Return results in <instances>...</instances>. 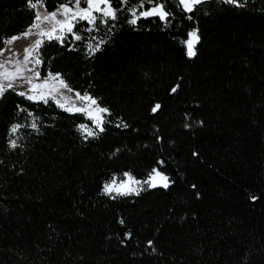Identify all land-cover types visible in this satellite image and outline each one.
Listing matches in <instances>:
<instances>
[{"label":"trees","instance_id":"obj_1","mask_svg":"<svg viewBox=\"0 0 264 264\" xmlns=\"http://www.w3.org/2000/svg\"><path fill=\"white\" fill-rule=\"evenodd\" d=\"M166 2L168 21L129 24L137 0L107 35L98 20L86 35L106 43L93 55L71 37L41 47V77L60 73L109 109L99 135L86 139L78 125L90 120L52 101L0 99V264H264V0H205L193 12ZM34 14L27 0H0V49ZM14 123L24 127L10 135ZM153 168L168 188L102 192L114 175Z\"/></svg>","mask_w":264,"mask_h":264},{"label":"snow or ice","instance_id":"obj_2","mask_svg":"<svg viewBox=\"0 0 264 264\" xmlns=\"http://www.w3.org/2000/svg\"><path fill=\"white\" fill-rule=\"evenodd\" d=\"M204 2L205 0H178V5L182 6V9L186 12H193L197 5ZM223 2L244 7L247 0H245V3H240V0H223ZM27 3L30 9H37L38 5L41 8L45 7L44 0H36L35 3L32 0H27ZM130 3L131 0H64L52 12H47L46 10L43 12L36 11L33 23L28 26L23 35H35L37 39L24 50L23 59H16L15 53H12L10 57L4 56L5 50L0 49V57H2L0 59V99L4 97L8 90L16 92L17 88H23V91H18L16 94L28 101L33 103L42 102L44 104L52 101L57 107L66 112L85 114L98 131H94L85 124L78 125L79 130L87 133L86 139L99 135L100 132L105 130L104 125L109 123L104 116V114L111 115L109 109L101 107L97 99L93 98L87 90L83 94L76 91L75 99L66 95V93H72L74 90L60 73L48 71L42 78L40 66L44 65L45 61L41 58L39 52L45 40H55L64 45L65 42L69 41V37H71V41H84L86 43L88 55L95 54L106 41L101 38L97 43L93 44L90 41L95 40L96 37H88L86 34L101 30L98 25L99 20V24L108 26V31L105 33L107 35L111 31L109 21L117 20L118 12L124 10L120 5L127 6ZM81 4L85 6L81 7ZM114 4L117 7H114ZM145 5L149 7L145 8ZM128 11L132 17L128 20V23L131 25H135L142 18L158 17L161 21H168L170 19V9L166 0H137L136 5L129 7ZM188 18L191 19V17ZM81 22H85L87 26L79 27ZM188 37L189 39L184 43L187 45V55L192 57L196 54L194 45L199 40V37L195 30L189 32ZM20 38L19 36H13L6 40L5 43L11 45L13 41ZM69 46L71 47L70 42ZM8 51H11V49H8ZM29 65L31 66L29 67ZM177 87H174L172 92H175ZM77 101L80 102L79 106H77ZM17 108L18 111L27 112L28 116L33 115L31 111L20 105ZM159 108L160 105L157 104L152 111L155 112ZM38 119L39 117H34L29 127L37 130L38 124L36 121ZM185 126L188 127V125ZM22 127H24L23 124L14 123L9 130L10 135H15ZM9 146L16 148L18 146L17 141L15 139L10 140ZM163 163L162 160L158 161L160 165H163ZM123 177L126 179L121 178L119 183H117L115 175L108 181H105L102 187L103 194L112 196L115 193L116 195L112 196L115 199L116 196L139 195V191L144 185L153 188L158 186L169 187V178L163 175L157 168H153L152 172L143 181L137 180L130 172H124ZM157 177L160 178V185L155 182ZM253 199L255 198L253 197ZM148 244L151 245L152 241H148Z\"/></svg>","mask_w":264,"mask_h":264},{"label":"rangeland","instance_id":"obj_3","mask_svg":"<svg viewBox=\"0 0 264 264\" xmlns=\"http://www.w3.org/2000/svg\"><path fill=\"white\" fill-rule=\"evenodd\" d=\"M58 7V6H57ZM56 7V8H57ZM84 7V6H83ZM56 8L55 9H53V10H51V11H47V12H52V11H54V10H56ZM36 11H41V12H43V11H45V9L44 8H41L39 5L37 6V9H34V13L36 12ZM34 21V20H33ZM33 23V22H32ZM31 23V24H32ZM28 29V27L23 31V32H21V33H19V34H17V35H14V36H19V37H21L20 39H18V40H15V41H13V43L11 44V45H8V44H6V43H4V46L1 48V49H4L5 51H4V56H11L12 55V53H15L16 54V59H18V60H20V59H23V55H24V50L27 48V47H29L34 41H35V39H37V37L35 36V35H29V36H24L23 35V33H25L26 32V30ZM193 30H195L194 28H192V29H190L189 31H188V33L189 32H191V31H193ZM33 31H35V30H33ZM188 33H187V37H186V40L187 39H189V37H188ZM11 37H13V36H11ZM10 37V38H11ZM10 38H8V39H10ZM7 39V40H8ZM185 40V41H186ZM8 49H11V51H8ZM185 49H186V54H187V45H186V43H185ZM0 59H2V57H0ZM31 65H29V67H30ZM43 78V77H42ZM24 89L23 88H17L16 89V91L18 92V91H23ZM75 92L76 91H73L72 93H66V95H69V96H71L73 99H75ZM83 94V93H82ZM77 103V106H79V104H80V102L79 101H77L76 102ZM83 114V113H82ZM85 117H87L85 114H83ZM88 118V117H87ZM90 120V119H89ZM85 125H87L89 128H92L93 130H98V129H96L95 128V126L92 124V122H91V120H90V124H85ZM84 134H87L86 132H83ZM12 140V139H11ZM163 174V173H162ZM164 175V174H163ZM148 177V176H147ZM146 177V178H147ZM122 178H124V179H126L125 177H123L122 176ZM145 178V179H146ZM137 180H140V181H143V180H145V179H138V178H136ZM117 180V179H116ZM120 182V180H117V183H119ZM158 185H160V183H161V181H160V178L159 177H157L156 178V181H155ZM144 186H147V185H144ZM103 187V186H102ZM112 195H115V193H113Z\"/></svg>","mask_w":264,"mask_h":264}]
</instances>
